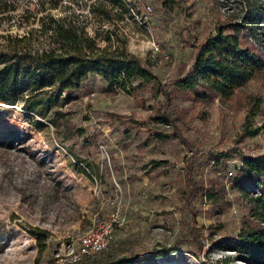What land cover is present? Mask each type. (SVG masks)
Returning a JSON list of instances; mask_svg holds the SVG:
<instances>
[{
  "label": "rangeland",
  "instance_id": "rangeland-1",
  "mask_svg": "<svg viewBox=\"0 0 264 264\" xmlns=\"http://www.w3.org/2000/svg\"><path fill=\"white\" fill-rule=\"evenodd\" d=\"M128 1L134 20L122 28L126 48L147 60L166 86L189 69L197 44L221 25L241 22L246 10L241 0H175L171 11L162 0ZM254 2L264 8V0ZM13 4V15L59 14L39 12L35 0ZM12 17L0 23V38L36 27H18ZM248 41L264 52V21ZM168 89L164 108L154 82L131 93L108 91L102 77L92 75L79 89L61 94L47 118L0 104V264L75 263L68 258L76 254L78 239L107 223L111 213L120 222L108 249L117 256L164 251L136 264H221L225 255L232 258L229 264H249L213 242L236 236L246 215L233 183L243 157L264 155V77L230 100L215 96L210 103ZM246 96L262 100L250 121V128H260L255 136L241 128ZM163 112L172 123L155 121ZM189 158L195 160L198 191L212 184L225 189L219 213L203 195L187 201ZM27 228L49 233L42 250Z\"/></svg>",
  "mask_w": 264,
  "mask_h": 264
},
{
  "label": "trees",
  "instance_id": "trees-1",
  "mask_svg": "<svg viewBox=\"0 0 264 264\" xmlns=\"http://www.w3.org/2000/svg\"><path fill=\"white\" fill-rule=\"evenodd\" d=\"M241 1L246 5L241 22L221 25L196 45L189 69L168 84L172 92L192 93L194 101L205 103L212 102L215 96L230 100L249 81L264 77V52L259 45L248 41L249 37L255 38L259 24L264 21V8L256 6L255 0ZM35 4L39 12L58 9L59 14L46 13L37 18L36 13L26 10L13 15L17 7L13 0H0V23L10 22L12 16L19 21L18 27L36 23V27L22 34L0 38L3 41L0 42V103L16 105L23 112L47 118L48 112L60 105L61 94L79 89L90 76L98 75L108 91L119 89L131 93L136 87L154 82L165 97L164 108H167L171 92L168 86L154 74L147 60L126 48L122 28L127 20H134L128 0H35ZM175 4V0H162L166 11L173 10ZM245 101L247 112L242 132L255 136L260 128H250V121L260 113L262 100L246 96ZM58 113L53 112L50 120ZM26 117L30 123L38 124L32 117ZM155 121L172 123L165 112ZM156 137L164 138L161 133H156ZM186 162L187 201L203 195L218 206L219 213L226 204L225 189L212 184L204 192L201 188L198 191L193 173L195 160L189 158ZM233 189L242 197L246 208L242 227L236 236L213 244L249 264H264V155L243 157ZM27 231L42 250L49 233L38 228ZM109 247L70 264H136L164 255V251L153 250L143 256H117ZM231 259L225 255L219 262L229 264Z\"/></svg>",
  "mask_w": 264,
  "mask_h": 264
},
{
  "label": "built area",
  "instance_id": "built-area-1",
  "mask_svg": "<svg viewBox=\"0 0 264 264\" xmlns=\"http://www.w3.org/2000/svg\"><path fill=\"white\" fill-rule=\"evenodd\" d=\"M150 10V7H147ZM155 49L157 47L155 46ZM231 175L230 173H228ZM109 220L105 224H99L89 229L78 239L76 254L68 258V262H76L82 256H88L105 249L113 240V228L119 224L118 215L111 213Z\"/></svg>",
  "mask_w": 264,
  "mask_h": 264
},
{
  "label": "bare ground",
  "instance_id": "bare-ground-1",
  "mask_svg": "<svg viewBox=\"0 0 264 264\" xmlns=\"http://www.w3.org/2000/svg\"><path fill=\"white\" fill-rule=\"evenodd\" d=\"M1 104V103H0Z\"/></svg>",
  "mask_w": 264,
  "mask_h": 264
}]
</instances>
